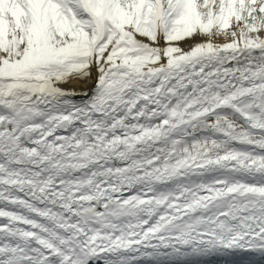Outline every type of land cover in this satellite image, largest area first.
I'll list each match as a JSON object with an SVG mask.
<instances>
[{"label": "snow or ice", "instance_id": "6c2138e0", "mask_svg": "<svg viewBox=\"0 0 264 264\" xmlns=\"http://www.w3.org/2000/svg\"><path fill=\"white\" fill-rule=\"evenodd\" d=\"M0 218V264H264V0H0Z\"/></svg>", "mask_w": 264, "mask_h": 264}, {"label": "bare ground", "instance_id": "6f19581e", "mask_svg": "<svg viewBox=\"0 0 264 264\" xmlns=\"http://www.w3.org/2000/svg\"><path fill=\"white\" fill-rule=\"evenodd\" d=\"M96 84V78L95 76H92L91 78H88L86 80L81 79H73L69 83L63 85L65 89L68 90H75L78 94L77 102H81L80 95H82L84 92H90L94 91ZM126 195H130L131 193H125ZM3 219V218H0ZM240 257L241 255L236 256H213L211 258L202 259V260H195V261H189L188 264H207V263H216V264H229L228 260L233 257ZM242 257V256H241ZM102 264V262H101ZM231 264V263H230Z\"/></svg>", "mask_w": 264, "mask_h": 264}, {"label": "rangeland", "instance_id": "374dc122", "mask_svg": "<svg viewBox=\"0 0 264 264\" xmlns=\"http://www.w3.org/2000/svg\"><path fill=\"white\" fill-rule=\"evenodd\" d=\"M207 264H211V263L209 262V263H207Z\"/></svg>", "mask_w": 264, "mask_h": 264}]
</instances>
